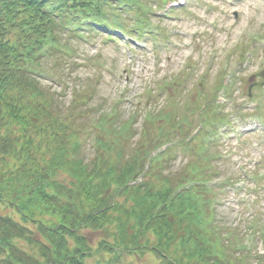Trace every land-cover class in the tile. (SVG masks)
Here are the masks:
<instances>
[{
    "label": "trees",
    "instance_id": "16d2710c",
    "mask_svg": "<svg viewBox=\"0 0 264 264\" xmlns=\"http://www.w3.org/2000/svg\"><path fill=\"white\" fill-rule=\"evenodd\" d=\"M143 10H150L147 0H0V212L7 208L25 215V222L19 223L0 214L2 264H90L92 259L93 264H122L124 255L148 254L156 258L153 264H253L256 253L248 247L249 236L236 228L225 230L217 221L218 193L207 186L217 174L210 169L213 155L198 156L191 146L194 159L160 179L162 167L156 169L176 144L165 131L180 128L178 117L172 113L147 116L150 134L125 160L114 147L124 140L122 133L129 131L132 120L118 125L109 111L98 127L117 128V143L95 148V160L88 164L76 159L80 145L72 140L75 130L60 112L59 97L43 86L44 59L58 58L51 51L63 53L65 39L79 37L81 28L92 29L85 22L125 30V12L143 18ZM156 117L165 122L169 118V126L155 128L150 122ZM153 140L158 149L170 146L152 159L151 152L142 149ZM148 160L161 184H135ZM64 171L73 183L56 179ZM37 214L51 221L41 223ZM253 220L250 232L263 237L262 219L254 216ZM30 223L42 224L46 242L30 237ZM89 228L114 230L113 242H102L94 252L80 235ZM22 237H30V246L42 245L38 247L42 251L28 252L16 243ZM67 237L76 245L71 246Z\"/></svg>",
    "mask_w": 264,
    "mask_h": 264
},
{
    "label": "rangeland",
    "instance_id": "374dc122",
    "mask_svg": "<svg viewBox=\"0 0 264 264\" xmlns=\"http://www.w3.org/2000/svg\"><path fill=\"white\" fill-rule=\"evenodd\" d=\"M175 1L147 0L150 10L141 12L143 18L125 12L122 16L125 32L132 37L115 28L99 33L82 28V36L65 39L67 49L63 53L50 50L58 58L44 59L43 86L59 97L56 102L60 112L70 119L67 124L75 130L72 140L80 145L76 159L88 164L95 160V148L117 143L114 136L117 128L115 131L109 126L102 131L98 127L101 116L109 111L117 117L118 125L132 120L129 131L122 133L124 140L114 147L125 160L134 156L136 145L149 136L147 116L172 113L178 117L177 132L172 127L165 131L176 142V149L156 169L162 167L160 179L178 172L194 159L191 151L194 148L189 145L191 139L187 135L194 130L199 132L196 154L203 157L209 152L214 157L210 169L217 172L211 180L219 184L217 221L225 230L236 228L244 237L249 236L248 247L256 253L252 263L264 262V236L259 238L260 233L250 232L254 216L264 223V0H179L186 2L179 7L174 6ZM154 12L161 18L155 17ZM54 60L59 62L57 66H53ZM224 87L228 90L224 91ZM157 118L162 117L152 118L155 128L169 126V118L165 124L156 121ZM216 126L220 140L209 148ZM248 128L251 131L245 132ZM160 140L164 142V138ZM156 143L157 140L150 141V147L145 145L143 152L156 155ZM156 171L140 175L135 184H161L155 177ZM247 176L255 177L256 182L240 183ZM56 179L73 183L65 171L59 172ZM2 209L0 214L25 222V215L17 210ZM37 219L41 223L51 221L39 214ZM39 225L27 226L32 231L30 237L37 236L42 244L46 237ZM113 231L89 228L82 229L80 235L97 252L102 242H113ZM30 237H22L16 243L36 253L42 245L30 246ZM66 241L76 245L72 237ZM153 263L156 258L151 254L124 255L122 261V264Z\"/></svg>",
    "mask_w": 264,
    "mask_h": 264
}]
</instances>
